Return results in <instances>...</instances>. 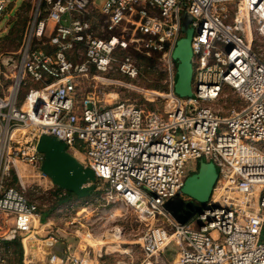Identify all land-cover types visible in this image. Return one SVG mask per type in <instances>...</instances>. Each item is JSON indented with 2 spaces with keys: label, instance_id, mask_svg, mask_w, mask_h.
I'll return each mask as SVG.
<instances>
[{
  "label": "built area",
  "instance_id": "built-area-1",
  "mask_svg": "<svg viewBox=\"0 0 264 264\" xmlns=\"http://www.w3.org/2000/svg\"><path fill=\"white\" fill-rule=\"evenodd\" d=\"M10 3L0 0V20ZM93 12L106 35L96 34ZM183 12L193 30L190 97L174 91ZM255 33L264 41V0H38L12 83L0 93V254H11L6 243L17 241L22 264H101L130 242L119 225L102 240L77 217L66 218L65 206L45 213L27 196L21 165L53 185L37 148L45 134L92 169L116 217L127 208L148 225L133 241L145 256L167 259L171 248L175 264H264V57ZM129 46L166 61L164 109L105 98L115 52ZM118 70L137 74L130 56ZM200 161L214 164L217 180L181 223L165 204L191 201L181 189ZM69 235L75 246L63 240Z\"/></svg>",
  "mask_w": 264,
  "mask_h": 264
},
{
  "label": "rangeland",
  "instance_id": "rangeland-1",
  "mask_svg": "<svg viewBox=\"0 0 264 264\" xmlns=\"http://www.w3.org/2000/svg\"><path fill=\"white\" fill-rule=\"evenodd\" d=\"M9 1L11 3L7 5L5 15L0 20L1 94H4L12 83L13 74L17 70L19 63L18 51L22 38L38 0ZM96 2L101 3L102 0H96ZM43 6L44 4L41 3L40 7ZM89 17L92 20L96 34L106 35V32L102 29L103 17L95 12ZM254 35V49L264 57V41L259 34L255 33ZM125 56H130L136 68L137 74L134 77L123 75L118 70V64ZM115 58L116 61L113 62L112 68L104 78L107 85L106 91L109 94L105 97L107 101L120 100L134 103L145 109H164L166 104L164 95L170 88L171 72L162 56L158 53H147L143 49L138 50L133 48V46H129L123 51L116 50ZM174 71L176 73V63H174ZM231 103L227 102L226 107ZM66 151L80 162V156L77 153L71 150ZM29 175L31 177L26 180L28 186L26 194L31 200L36 201L45 213L55 211V214H58L56 212L57 208L61 205L65 206L66 208L63 211L66 218L77 217V221L85 222L88 227H92L93 233L99 235L102 240L109 241L108 233H110L111 228L116 225L122 228L124 232L123 239L130 242H125V245L121 244L119 251L109 252L108 255H104L101 264H155V262L157 264H174L176 260L175 249L172 250L170 248L164 252L167 259L163 255L148 257L140 252L133 241L148 228V225L145 222H139L131 209L123 208V216L116 217L115 213L118 212L115 211V205L106 204L101 197V192L96 190V188L91 190L86 196H71L66 200H62V197H60L61 188L53 182V185L49 184L52 187L48 188V185H46L48 183L47 180L39 178L34 173H29ZM22 180L24 182L25 179L23 178ZM191 201L201 205L200 202L194 201L192 198ZM156 223L155 221L154 224ZM63 240L71 243L72 246L78 243V238L74 235H69ZM261 241H264V226L261 233ZM9 248L11 254H0V258H6V262L3 263L0 260V264H22L19 246L13 244ZM161 260H165V262Z\"/></svg>",
  "mask_w": 264,
  "mask_h": 264
},
{
  "label": "water",
  "instance_id": "water-1",
  "mask_svg": "<svg viewBox=\"0 0 264 264\" xmlns=\"http://www.w3.org/2000/svg\"><path fill=\"white\" fill-rule=\"evenodd\" d=\"M181 37L173 50L172 58L176 63V78L174 91L181 97H190L192 64H191V37L193 30L190 27L191 16L187 12L181 15ZM37 148L44 154L42 171L61 189L68 190L75 195L86 196L95 188V176L91 168L83 166L74 156L65 149V144L50 135H41ZM217 179V172L212 162H200L197 172L188 176L182 186V192L205 204ZM91 183V184H90ZM192 201L183 202L170 199L165 206L175 218L184 223L192 215L195 207Z\"/></svg>",
  "mask_w": 264,
  "mask_h": 264
},
{
  "label": "bare ground",
  "instance_id": "bare-ground-1",
  "mask_svg": "<svg viewBox=\"0 0 264 264\" xmlns=\"http://www.w3.org/2000/svg\"><path fill=\"white\" fill-rule=\"evenodd\" d=\"M19 169H20V170H19L20 173H21V174H24V176H25V177H24L25 180H24V182H23L25 185H27L26 180H27V179H30V177H31V176H30L31 174L29 175V173H34V174L38 175V174H37L32 168H30V167H28V166H25V165H21V166L19 167ZM27 174H28V175H27ZM26 175H27V176H26ZM39 178H40V177H39ZM22 181H23V180H22ZM101 244H108V242H103V243L101 242ZM124 251H125V250H124ZM174 264H175V262H174Z\"/></svg>",
  "mask_w": 264,
  "mask_h": 264
},
{
  "label": "trees",
  "instance_id": "trees-1",
  "mask_svg": "<svg viewBox=\"0 0 264 264\" xmlns=\"http://www.w3.org/2000/svg\"><path fill=\"white\" fill-rule=\"evenodd\" d=\"M175 78H176V74H175ZM71 196H77V195H75L74 193H72V192L66 190V196H65V198H62V200H66V199H68V198L71 197ZM193 206H194L195 208H197V205H196L195 203H193ZM6 244L9 245V246H11V245H13V244L19 246V243H18L17 241L7 242Z\"/></svg>",
  "mask_w": 264,
  "mask_h": 264
},
{
  "label": "crops",
  "instance_id": "crops-1",
  "mask_svg": "<svg viewBox=\"0 0 264 264\" xmlns=\"http://www.w3.org/2000/svg\"><path fill=\"white\" fill-rule=\"evenodd\" d=\"M201 162V161H200ZM200 162H196V163H193V164H191V169H190V172H189V174L187 175V177L188 176H190L191 174H193V173H195V172H197V170H198V168H199V163ZM203 162V161H202ZM214 165V164H213ZM215 169H216V167H215ZM216 172H217V170H216ZM186 177V178H187ZM185 178V179H186ZM217 180V179H216ZM215 185V184H214ZM182 191V190H181ZM183 193V192H182ZM184 194V193H183ZM185 196H187V197H189L188 195H186L185 194ZM190 198V197H189ZM191 199V198H190Z\"/></svg>",
  "mask_w": 264,
  "mask_h": 264
}]
</instances>
